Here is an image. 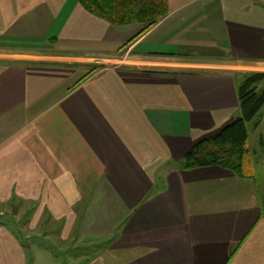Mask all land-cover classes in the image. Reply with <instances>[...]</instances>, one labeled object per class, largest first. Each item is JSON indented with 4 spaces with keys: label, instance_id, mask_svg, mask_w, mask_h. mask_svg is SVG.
I'll use <instances>...</instances> for the list:
<instances>
[{
    "label": "crops",
    "instance_id": "obj_1",
    "mask_svg": "<svg viewBox=\"0 0 264 264\" xmlns=\"http://www.w3.org/2000/svg\"><path fill=\"white\" fill-rule=\"evenodd\" d=\"M166 2L129 42L142 24L110 25L78 0H0V264H27L26 250L60 264L3 225L7 206L77 236L65 264H264V179L180 168L238 118L248 72L264 73V46L249 50L264 43V0ZM257 146L254 172L264 134ZM81 239H95L89 253Z\"/></svg>",
    "mask_w": 264,
    "mask_h": 264
},
{
    "label": "trees",
    "instance_id": "obj_2",
    "mask_svg": "<svg viewBox=\"0 0 264 264\" xmlns=\"http://www.w3.org/2000/svg\"><path fill=\"white\" fill-rule=\"evenodd\" d=\"M92 15L110 25L122 27L142 24L141 36L168 13L166 0H78ZM128 42V43H129ZM264 82V73L248 75L238 86L240 116L214 135L199 140L185 155L181 169L216 166L245 177L250 159L246 124L252 122L264 107V91L256 86Z\"/></svg>",
    "mask_w": 264,
    "mask_h": 264
},
{
    "label": "rangeland",
    "instance_id": "obj_3",
    "mask_svg": "<svg viewBox=\"0 0 264 264\" xmlns=\"http://www.w3.org/2000/svg\"><path fill=\"white\" fill-rule=\"evenodd\" d=\"M264 46V43L263 44H257L256 46H249L251 50V52H256L259 54V53H262L261 52V47ZM264 55V53H263ZM250 72H248L247 75H249ZM239 81V80H238ZM264 91V82L260 83L259 85L256 86V92L257 93H261ZM237 116L239 117L240 116V113L238 112ZM264 119V107L261 109V111L259 112L258 116H256V118H262ZM258 120V119H257ZM254 121L246 124V128H247V133H248V140H247V148H248V151H249V159H250V163H249V166L247 167V173L249 174H252L253 177H255L256 181L257 182H261L263 179H264V165H261V167L258 168V170H256L254 172V165L252 164V153L253 151H257L259 153V148L257 146V139L259 138L260 135L264 134V120H262V125H260L259 129L258 130H255L253 131L252 130V124H253ZM258 125V124H257ZM254 149V150H252ZM261 157V156H260ZM15 209V208H14ZM2 211V215L4 216V218H8L6 223L3 224L4 226H7L9 227L12 231V233L14 234V230L15 227H21V231H22V234H21V239L23 240L24 244H29V245H35L36 246V242H38L39 244H42L45 246L48 245L49 247L52 248L53 251H55L57 254H60V264H65V259L62 258L64 255H62L60 251L62 252H66L67 253V250H70L72 247L69 245V242H74V238L77 237V236H70V238L66 241H63L58 234H54V235H48V234H43L44 231L46 230H43L40 227H37L36 228H33L35 227L36 225V221L32 220V222L30 224H24V218L20 217L16 218V216L14 217V214L15 212L12 211V209H9L8 206L6 208H3L1 209ZM25 211V210H24ZM21 214V213H20ZM5 222V220H3ZM2 221V222H3ZM35 222V223H34ZM22 225H25L24 227H22ZM32 228V229H31ZM16 237H18V235H16ZM72 240V241H69V240ZM78 242V240H76ZM96 241L95 239L94 240H90V239H81L80 240V243L74 245L73 247H79L81 246L82 248L85 247V251L86 253H89V247L90 245L94 244ZM34 243V244H33ZM103 243H108V241H106V239H103ZM50 248V249H51ZM33 251H37V250H34ZM32 252L26 250L25 251V257H26V260H27V264H33L35 262H38L39 264H57V261L58 259L55 258V256H46L44 255V251L42 252H35L36 253V257L34 258V261L33 260V255L31 254ZM90 255V254H88ZM52 257V258H51ZM70 257V256H69ZM67 256V259L69 258ZM51 258V259H50ZM72 260V258H70ZM34 261V262H33ZM72 262V261H69V263Z\"/></svg>",
    "mask_w": 264,
    "mask_h": 264
}]
</instances>
